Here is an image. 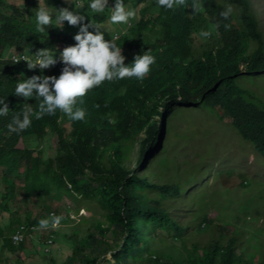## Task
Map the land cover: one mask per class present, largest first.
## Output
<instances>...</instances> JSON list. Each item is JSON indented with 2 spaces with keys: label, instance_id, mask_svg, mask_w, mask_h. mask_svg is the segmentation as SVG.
Wrapping results in <instances>:
<instances>
[{
  "label": "trees",
  "instance_id": "trees-1",
  "mask_svg": "<svg viewBox=\"0 0 264 264\" xmlns=\"http://www.w3.org/2000/svg\"><path fill=\"white\" fill-rule=\"evenodd\" d=\"M225 1L237 12L212 2L213 21L204 28L209 35L200 51L189 57L172 46L167 53L157 54L147 79L105 81V86L92 89L84 96L87 116L74 121L70 132L56 121L67 117L60 110L59 117L36 118L34 112L28 129L10 130L13 117L34 99L13 94L15 84L22 73L26 78L36 74L28 77L25 65L0 57V99H6L10 109L0 116V241L7 249L17 250L12 237L20 225L76 224L74 253L65 264H100L101 260L107 264H264V237L258 253L247 237L252 217L257 215L264 223L262 207L250 214L252 204L245 202L239 208L241 203L223 193L225 189L248 191L252 188L248 180L254 183V178L244 174L238 177L241 184L211 192V174L187 162L183 163L189 168L177 173L178 165L165 155L162 142L173 127L177 108L205 109L235 127L264 159V97L251 84L264 74V33L248 0ZM34 5L36 0H29L28 7L0 0V13L9 11L20 20L17 34L27 51L54 49L59 33L50 28L48 35L37 34L35 19L24 13ZM82 8L90 18L87 4ZM109 14L94 20L101 22ZM194 14V9L184 7L170 16L162 12L155 20L163 25L161 34L174 42L193 26ZM149 44L146 41L143 48ZM171 70L182 73L185 85L178 94L162 86L179 73L162 80ZM254 85L260 86V80ZM65 199L75 205L77 222L71 219L69 207L63 213L60 203ZM42 201H53L52 211L33 215L32 207ZM94 202L99 211L89 208ZM210 210L217 217H211ZM181 211L190 218H181ZM87 212L93 216L87 217ZM56 217L59 223L54 224ZM44 220L47 226H41ZM84 227L88 231L81 239Z\"/></svg>",
  "mask_w": 264,
  "mask_h": 264
},
{
  "label": "clouds",
  "instance_id": "clouds-1",
  "mask_svg": "<svg viewBox=\"0 0 264 264\" xmlns=\"http://www.w3.org/2000/svg\"><path fill=\"white\" fill-rule=\"evenodd\" d=\"M36 1L37 6H32L30 13H24L35 19L37 34L48 35L50 28L59 33L60 41L56 42L54 49L33 48L31 52L27 51V44L17 34L20 20L9 11L0 13V57L15 64L25 65L29 71L28 77L36 74L26 78L22 73L15 84L13 94L25 99H34L26 104L30 106L24 107L19 115L13 117L9 125L11 131L28 129L34 112L36 118L44 115L59 117L57 110L71 120L60 117L56 121L62 125V129L72 131L74 121H83L87 116L84 96L92 93V89L105 86V81L133 77L137 80L147 79L151 66L157 60V54L164 51L167 53L172 46L182 49L189 57L194 55L203 48L205 38L209 35L204 28L206 25L211 27L213 21L209 15L214 6L212 2L219 1L230 12L233 11L232 8L236 9L225 0H54V3L48 0ZM248 1L261 26L262 21L258 18L255 1ZM9 3L16 7L29 6V0H9ZM257 3L260 4V1ZM84 4H87L85 11L90 18H86L82 13ZM184 7L195 11L190 18L193 26L189 31L185 28L174 42H170L168 35L161 34L163 25L156 23L155 18L162 12L164 16H170ZM106 12L110 14L105 20H94L95 16ZM223 15L227 17L228 12ZM92 29L94 31H90ZM146 41L151 44L143 48ZM153 48L155 49L152 53ZM180 72L171 70L163 77L162 80L171 78L176 73L162 85L164 91H170L171 88L178 94L184 87ZM5 100L0 99V116H6L10 111ZM51 216L53 217L54 213ZM71 219H76V216L71 214ZM53 223H59V218H54ZM47 224L48 221H41V226ZM57 229L59 228L20 225L12 237L14 247L18 249L28 241L36 240L39 245L43 244L45 254L51 253L52 256L56 250L51 251L50 247L59 236ZM19 234L22 241L16 243L15 237Z\"/></svg>",
  "mask_w": 264,
  "mask_h": 264
},
{
  "label": "rangeland",
  "instance_id": "rangeland-1",
  "mask_svg": "<svg viewBox=\"0 0 264 264\" xmlns=\"http://www.w3.org/2000/svg\"><path fill=\"white\" fill-rule=\"evenodd\" d=\"M255 5L258 8V18L261 19V29L264 33V0H254ZM260 1V4L257 3ZM236 13V9L232 8ZM90 31H94L93 29ZM257 80H260L261 85H254ZM264 97V74L258 76L254 82H251ZM173 127L169 132V136H166L163 147L166 146V156H170L171 161H176V172H182L189 168L183 162H187L190 165H195V170L203 167L204 172H208L210 191H221L225 189L226 185H239L242 183L238 177L246 174V176L254 178V183L250 180L248 182L252 187L248 191H235L229 192L226 189L223 193L233 201L241 203L239 208H243L245 202L249 208L250 214H253L257 207H262L264 211V200L260 201L259 198L264 196V159L259 154L258 150L251 143L246 142L235 127L225 125L218 121L216 114L209 110L197 109V108H177L176 114L172 121ZM206 169V171L204 170ZM181 176H186L184 173H180ZM208 175V176H209ZM241 178V177H240ZM246 179H250L246 177ZM251 179V180H252ZM197 190L198 187H197ZM246 195H248L246 197ZM258 199L259 202H256ZM98 203L94 202L89 206L91 210L97 209ZM257 203V204H256ZM53 201H42L40 206L32 207V214L37 215L39 212H50L53 209ZM87 205H89L87 203ZM63 213L65 208L69 207V211L74 216L75 205L68 203L67 199L62 200L60 203ZM211 217H217L216 211H209ZM1 213V211H0ZM181 218L189 219L186 211H181ZM86 216L91 218L92 212H87ZM253 219V220H252ZM252 226L248 228L250 234L247 237L253 240L254 251L259 252L261 250L260 237H264L262 231H264V223L256 216L252 217ZM77 222L78 218L72 219ZM76 224L70 226H60L56 231L59 236L54 239L55 244L50 247L51 251H54V255L45 254L44 250L38 253V256L32 254V259H26L25 261H13L12 264H65L66 260L74 253V247L72 244V236ZM88 227H84L79 235L82 239ZM59 249L61 251H59ZM32 253V252H31ZM45 258V259H44ZM107 259H111L108 257ZM100 264H107L105 260H101ZM10 263V264H11ZM114 264V262H112Z\"/></svg>",
  "mask_w": 264,
  "mask_h": 264
},
{
  "label": "crops",
  "instance_id": "crops-1",
  "mask_svg": "<svg viewBox=\"0 0 264 264\" xmlns=\"http://www.w3.org/2000/svg\"><path fill=\"white\" fill-rule=\"evenodd\" d=\"M41 250H43V244L39 245L36 240L28 241L19 251L17 249L15 252H11V249H7L4 243L0 241V264H10L12 260L17 262L25 261L26 259L31 260L33 251L34 256L37 257Z\"/></svg>",
  "mask_w": 264,
  "mask_h": 264
},
{
  "label": "built area",
  "instance_id": "built-area-1",
  "mask_svg": "<svg viewBox=\"0 0 264 264\" xmlns=\"http://www.w3.org/2000/svg\"><path fill=\"white\" fill-rule=\"evenodd\" d=\"M21 241H22V236H21V234H19L17 237H15V242L18 243Z\"/></svg>",
  "mask_w": 264,
  "mask_h": 264
},
{
  "label": "bare ground",
  "instance_id": "bare-ground-1",
  "mask_svg": "<svg viewBox=\"0 0 264 264\" xmlns=\"http://www.w3.org/2000/svg\"><path fill=\"white\" fill-rule=\"evenodd\" d=\"M85 104V103H84Z\"/></svg>",
  "mask_w": 264,
  "mask_h": 264
}]
</instances>
